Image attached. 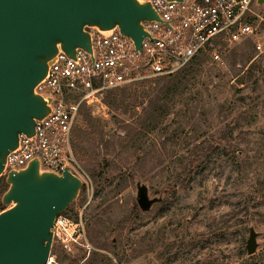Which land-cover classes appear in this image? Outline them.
Segmentation results:
<instances>
[{"label":"rangeland","instance_id":"374dc122","mask_svg":"<svg viewBox=\"0 0 264 264\" xmlns=\"http://www.w3.org/2000/svg\"><path fill=\"white\" fill-rule=\"evenodd\" d=\"M252 10L256 33L208 45L148 132L145 83L117 88L118 108L105 96L100 112L81 108L71 146L82 187L68 206L79 238L69 250L52 239L50 264H264V0ZM137 182L162 198L148 212Z\"/></svg>","mask_w":264,"mask_h":264},{"label":"water","instance_id":"95a60500","mask_svg":"<svg viewBox=\"0 0 264 264\" xmlns=\"http://www.w3.org/2000/svg\"><path fill=\"white\" fill-rule=\"evenodd\" d=\"M158 20L150 4L138 0H0V176L20 135L31 137L35 121L49 113L50 99L45 102L34 88L60 51L71 58L78 49L90 52L88 30L113 28L141 49L142 22ZM5 182L0 264H47L54 219L76 199L81 180L68 170L61 175L42 171L34 159L8 173ZM135 186L142 212L160 203L161 196L151 197L145 184ZM258 236L249 227L247 255L256 252Z\"/></svg>","mask_w":264,"mask_h":264},{"label":"built area","instance_id":"2783aa9c","mask_svg":"<svg viewBox=\"0 0 264 264\" xmlns=\"http://www.w3.org/2000/svg\"><path fill=\"white\" fill-rule=\"evenodd\" d=\"M138 2L149 3L159 18L142 22L146 36L141 49L118 28L89 29L90 52L78 49L73 58L61 51L56 55L34 88L45 102L50 99L49 113L35 121L31 137L20 135L17 147L6 157L1 178L34 159L42 171L61 175L68 170L81 178L71 146L73 125L81 108L100 112L108 91L173 74L217 39L232 43L256 33L252 9L259 0ZM69 216L67 208L55 217L51 227L52 239L68 250L69 243L79 238L81 227Z\"/></svg>","mask_w":264,"mask_h":264},{"label":"trees","instance_id":"16d2710c","mask_svg":"<svg viewBox=\"0 0 264 264\" xmlns=\"http://www.w3.org/2000/svg\"><path fill=\"white\" fill-rule=\"evenodd\" d=\"M200 53L198 55H200ZM198 55L193 57L185 66H183L184 68L182 70L179 69L177 72L170 75L139 82L149 85L144 93L147 97L146 104L142 106V112L137 116V119L141 120V122H139V127L142 129V131L148 132V130H151L153 127H155L156 123L162 117V112L159 110L162 103V95L165 96L164 93L166 94V92L177 89V86L180 85V79L183 76L185 67H191L190 70H193V68H195V64H197ZM161 82H164L165 84L160 86ZM115 90L116 89H113L106 93L105 101L108 105L118 108L120 105H122L123 99L120 97L119 99L117 98V95L114 92ZM154 90L156 91L155 93H153ZM7 189L8 184L5 182V179L0 178V197L7 191ZM4 209L5 206L0 204V210L2 211Z\"/></svg>","mask_w":264,"mask_h":264}]
</instances>
